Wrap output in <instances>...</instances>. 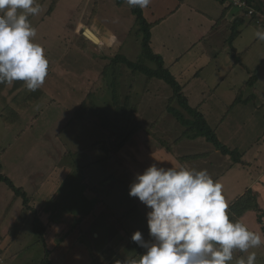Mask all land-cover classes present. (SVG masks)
Wrapping results in <instances>:
<instances>
[{
    "label": "rangeland",
    "instance_id": "obj_1",
    "mask_svg": "<svg viewBox=\"0 0 264 264\" xmlns=\"http://www.w3.org/2000/svg\"><path fill=\"white\" fill-rule=\"evenodd\" d=\"M54 1L37 0L42 12L28 17L37 30L34 42L42 46L49 61L48 75L40 87L42 92L12 125L3 122L0 102V173L28 195L38 185H57L52 194L55 198L49 202L59 198L54 205L58 208L51 207L55 212L51 220L57 223L63 219L57 223V236L47 240L50 264H129L145 251L131 241L132 234L139 230L146 241L150 239L146 221L149 209L129 196L135 175L155 163L166 168L207 169L216 181L229 171L232 160L220 153L205 159L201 155L194 156L216 149L204 138H181L184 127L166 112V107L170 103L188 120L189 115L175 100L170 101L172 91L168 85L161 80H147L143 74L134 76L124 65L120 66L119 94L121 97L131 95L137 103L134 123L139 129L114 158L109 157L107 133L92 128L80 118H73V113L90 92L93 104L109 121L113 120L110 79L109 75L104 77L102 71L115 54L131 62L139 58L140 39L135 35L134 17L127 4L118 5L116 0H57L55 7L52 6ZM180 3L183 4L179 7ZM230 3V0H223V4L220 0H151L148 7L142 9L146 21L154 26L156 21L159 24V17L179 7L169 20L155 27L154 33L168 28L167 42L160 45L154 42L153 50L164 57L165 68L182 86L188 105L200 113L198 105L208 92L205 85L216 80L217 71L220 91L236 88L245 96L249 90L245 82L251 73L259 79L253 87L264 90V41L254 35L257 30H264L263 18L251 20L245 16V24L239 27L241 32L230 47L225 44L231 33L230 22L242 15ZM224 7H228L226 13H223ZM193 10H200L203 15L192 14ZM112 12L119 17L115 16L122 27L116 31L113 27L116 28L117 22L111 20ZM206 18L215 23L208 31H205ZM174 26L181 30L176 38L168 36ZM85 29L97 32L103 46L87 39ZM196 36L201 40L191 43ZM232 48L242 65L254 66L249 70L250 75L234 60ZM146 65L153 67L148 62ZM6 88L7 85L0 84V99L7 92ZM260 144L262 142L246 145L248 156ZM240 164L238 170L226 174L225 182H219L228 206L234 201L229 202L228 197L251 179L248 168L243 167L244 161ZM101 181L103 184L98 186ZM33 198L29 200L32 207L40 201L36 194ZM138 203H141L138 210L118 221ZM26 211L29 210L24 208L22 199L0 182L3 264H41L44 259L45 248L36 242L32 216ZM252 251L256 252L255 264H264V250L254 248L249 253ZM249 253L235 250L230 264H236L241 257L246 259Z\"/></svg>",
    "mask_w": 264,
    "mask_h": 264
},
{
    "label": "clouds",
    "instance_id": "obj_2",
    "mask_svg": "<svg viewBox=\"0 0 264 264\" xmlns=\"http://www.w3.org/2000/svg\"><path fill=\"white\" fill-rule=\"evenodd\" d=\"M129 6L147 8L151 0H125ZM37 0H0V84L23 81L36 91L48 75L49 61L28 17L39 15ZM255 37L264 41V30ZM129 196L137 198L146 213V241L137 230L131 241L145 251L129 264H230L234 251L249 253L262 244V234L232 221L223 186L207 169L158 167L152 164L135 175ZM256 252L236 264H255Z\"/></svg>",
    "mask_w": 264,
    "mask_h": 264
},
{
    "label": "trees",
    "instance_id": "obj_3",
    "mask_svg": "<svg viewBox=\"0 0 264 264\" xmlns=\"http://www.w3.org/2000/svg\"><path fill=\"white\" fill-rule=\"evenodd\" d=\"M247 4L255 10V14L249 16L252 20L256 17H264V3L262 0H245ZM57 0L52 4L54 6ZM55 3V4H54ZM125 3V0H116V4L120 5ZM128 5V4H127ZM131 15L135 20V35L140 39V56L135 62L128 61L124 56L115 54L104 67L102 75L104 77L109 75V87L111 89V101L113 106V120L109 121L104 112L95 106L91 101L92 93H88L84 100L81 102L78 109L73 113V118H80L83 122L88 124L94 129L101 130L107 133L109 136V144L107 148L109 151V157L114 158L115 153L135 134L139 129L137 123H134V118L137 111V103L133 102L131 95L121 97L119 94V78H120V66L124 65L129 69L132 75L143 74L147 80L156 79L161 80L168 85L172 91V97L170 101L175 100L178 106L189 115V120L176 108L168 103L166 112L171 114L183 127L184 130L181 134V138L197 139L204 138L207 142L211 143L216 150L222 155L229 156L234 163H242L241 154L236 150H231L223 145L217 138L214 129H212L206 122L202 113L196 108H191L186 97L183 95L182 86L177 82L175 77L170 71L165 68L163 58L154 53L150 46V30L152 24L147 22L143 16L142 9L138 6H129ZM51 8L49 9L50 13ZM243 15L232 22L230 26V36L225 41V44L232 47V42L235 37L241 32L239 27L245 24L244 17L247 16L245 11H242ZM232 57L239 64V59L236 56L235 50L231 49ZM150 63L153 67H149L146 63ZM256 82V75L251 73L248 80L245 82V86L252 87ZM7 85V92L1 96L0 102L3 105V122L5 125L15 124L27 109L36 101L37 96L42 92L39 89L36 91H29L23 81H14L11 85ZM11 93L10 99L8 94ZM35 100V101H34ZM239 97H236L238 102ZM87 116H84V114ZM89 114V116H88ZM105 146L101 145L103 148ZM0 182H3L8 188L18 197L22 199L25 209L34 213L32 207L29 206V198L27 194L11 182L8 177L3 176L0 173ZM101 181L98 186H101ZM94 190L97 187H93ZM141 203L136 204L132 209L124 212L118 220L121 222L126 217L130 216L133 212L139 209ZM249 210H258L257 206V194L249 191L237 200L233 201L227 209L229 218L232 221H239L240 216ZM260 219V217H259ZM33 232L38 235L39 241L44 245L43 233L44 226L34 216L32 220ZM41 264H50L48 259V251H44V259Z\"/></svg>",
    "mask_w": 264,
    "mask_h": 264
},
{
    "label": "crops",
    "instance_id": "obj_4",
    "mask_svg": "<svg viewBox=\"0 0 264 264\" xmlns=\"http://www.w3.org/2000/svg\"><path fill=\"white\" fill-rule=\"evenodd\" d=\"M220 2L223 4V0H220ZM58 3L59 1L56 2L57 5ZM181 4L183 3H180L178 6L180 7ZM178 8L174 11L166 12L164 16L159 17L158 18L160 19L158 20L159 24H157V21H156L157 25L155 24L153 26V23H151L152 28L150 30V46L152 50H153L154 42L155 44L157 43L158 45L167 42V40L165 39L167 35L165 33L167 32L168 28L165 30L162 29V31L158 30L156 31L157 33H154L155 27L159 26L161 21L169 20V18H171V16L174 15V13L178 10ZM227 10H228V7H224L223 13H226ZM54 11L55 9L52 11V13H54ZM191 13L194 15H198V16L203 15V13L200 10H193L191 11ZM242 15L235 17L230 22V26L232 25V22L234 20L241 17ZM115 16L117 15H115L112 12L111 20L113 21V23L117 22L116 28L113 27L114 31H116V29H118L119 27L120 29L122 28L120 25V22L117 21ZM262 18L264 20V17ZM204 22H205V31L206 30L208 31L210 28H213V26L215 25V23L211 19L206 18ZM81 23L82 22H80L79 25H82ZM134 23H135V20H134ZM172 28L170 30L171 34L168 36L174 35L176 38V36H178L181 33V30L177 29L175 26ZM92 35L96 38V40L94 41L95 44L103 46L104 44L103 39L101 38V36L97 34V32H94L93 29L85 30V36L90 41L91 39L93 40ZM154 37L156 38L155 41H153ZM200 40L201 38L196 36V38H194L193 40L194 42H191V43H196ZM234 41L235 40H233V43ZM161 57L163 58L164 65H165L164 57L163 56ZM240 62L241 61L239 60V65L241 66V68H244L245 71L247 70V73H249L250 75V71H252L251 69H253L254 66H250L246 64L242 65V63ZM226 74H228V72ZM215 75L217 77L216 80L211 82V85L210 84L205 85L206 87H208L207 96L205 97L203 102L200 105H198V109L201 110V113L203 114L207 124L212 129H214L218 140L223 145L228 147L229 149L238 151L241 154V160L244 161L245 163L243 167H246L249 170L248 173H250V177H251L249 182L241 186L239 191L235 192L233 196H229L228 201L230 202L233 199L235 201L239 197L243 196L246 192H249V191L257 194L258 210L257 211L256 210L246 211L240 216L239 222L247 225L249 230L254 231V232H259L262 234V244L258 248L264 250V119L260 121V118H264L263 117L264 110H262L264 109V90H259L257 87H253L256 84L257 80L259 81V79L257 78L258 76H257L256 82L254 83L252 87H249V90L246 91L245 96H241V91H239L236 88L235 89L231 88L227 91L225 90L220 91L219 88L217 87L219 82H216L219 79L220 74L217 71L215 72ZM234 93H236V95H234ZM237 96L239 97L238 102L236 101ZM203 106H206L205 110H203ZM214 113H217V115H215ZM261 142L262 144L257 146L254 152L250 154V156H248L249 150H247L248 146L246 145H251L252 143L259 144ZM242 144H245V146H240ZM217 153H220V152L218 150H215V151H210L204 154H201V153L194 154V156L201 155L202 158L205 159L208 156L216 155ZM240 165H241L240 163L237 164L232 161V163L229 164V171L227 173H229L231 170L233 171L238 170L240 168ZM227 173L224 172L221 178L216 181L225 182ZM229 175L230 174H228L227 176ZM56 189H57V185L42 184V185L36 186L33 192L30 191V195L27 194L30 201L31 199H34L33 197L35 194H36V197L40 199V201H38L37 204H34L33 207L29 204V206L33 208L34 213L31 211L30 212L26 211V212L27 214H31L32 220H33V217L35 216L40 221V223L44 226V229H45L43 233L44 245L39 241L38 235L33 232V228H32L33 234L36 235V240H37L36 242H38V244H40L43 249L47 248L46 247L47 240L51 238H55L57 236L56 235L57 228H58L57 225L60 224L63 219V217L60 218L57 222L58 224L54 222L55 220L54 221L51 220L52 219L51 217H54L55 215V212L52 211L51 207L53 208V210L58 208L57 206L55 207L54 205L55 203L56 205L58 204L57 202L59 198L56 199L57 200L56 202L49 204V202H51L50 199L55 198V196H52V194L56 191ZM31 194L33 195L31 196ZM33 203H34V200H33ZM27 218L30 219L29 216ZM1 253H2V250L0 249V254Z\"/></svg>",
    "mask_w": 264,
    "mask_h": 264
},
{
    "label": "built area",
    "instance_id": "obj_5",
    "mask_svg": "<svg viewBox=\"0 0 264 264\" xmlns=\"http://www.w3.org/2000/svg\"><path fill=\"white\" fill-rule=\"evenodd\" d=\"M232 6L240 11H245L247 16L255 14V10L250 7L245 0H230ZM261 26L264 28V20L261 21ZM4 260L0 257V264H3Z\"/></svg>",
    "mask_w": 264,
    "mask_h": 264
},
{
    "label": "water",
    "instance_id": "obj_6",
    "mask_svg": "<svg viewBox=\"0 0 264 264\" xmlns=\"http://www.w3.org/2000/svg\"><path fill=\"white\" fill-rule=\"evenodd\" d=\"M85 30H87V29H85ZM84 36H85V31H84ZM86 37V36H85ZM92 37H93V40L91 39V41L93 42V43H95L94 41L96 40V38L92 35Z\"/></svg>",
    "mask_w": 264,
    "mask_h": 264
},
{
    "label": "bare ground",
    "instance_id": "obj_7",
    "mask_svg": "<svg viewBox=\"0 0 264 264\" xmlns=\"http://www.w3.org/2000/svg\"><path fill=\"white\" fill-rule=\"evenodd\" d=\"M91 36V35H90Z\"/></svg>",
    "mask_w": 264,
    "mask_h": 264
}]
</instances>
